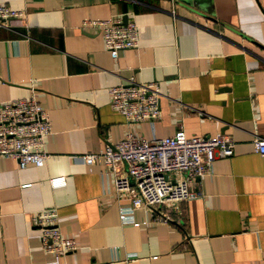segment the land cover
I'll return each mask as SVG.
<instances>
[{
  "label": "crops",
  "instance_id": "obj_1",
  "mask_svg": "<svg viewBox=\"0 0 264 264\" xmlns=\"http://www.w3.org/2000/svg\"><path fill=\"white\" fill-rule=\"evenodd\" d=\"M23 11L0 27V102L27 95L48 112L43 164L20 168L0 156V264H46L33 216L55 208V225L75 248L64 264H264V0H0ZM126 16L137 44L112 58L84 19ZM132 77L157 82L159 117L127 124L109 89ZM182 128L223 133L230 156L193 179V198L121 222L126 196L112 174L79 155L120 140ZM119 166L123 167L122 164ZM63 176L51 186L48 179ZM136 222L137 225H133Z\"/></svg>",
  "mask_w": 264,
  "mask_h": 264
},
{
  "label": "built area",
  "instance_id": "obj_2",
  "mask_svg": "<svg viewBox=\"0 0 264 264\" xmlns=\"http://www.w3.org/2000/svg\"><path fill=\"white\" fill-rule=\"evenodd\" d=\"M22 16V10L0 4V27H9L10 20ZM81 26H89L101 36L103 47L112 58L118 50L137 44L136 25L131 19L125 23L120 17L84 19ZM109 94L110 107L128 125L152 123L159 117L158 100L162 93L157 82H136L129 77L112 86ZM50 131L48 112L36 100L32 88L25 96L0 102V156L14 158L20 168L43 164L44 139ZM250 141L254 151L264 156V138L254 135ZM233 144L223 133L187 136L181 127L171 136L149 139L126 130L116 143L97 152H85L78 159L86 165L100 162L112 174L115 196L124 195L129 200L127 207L118 209L120 221L127 222L132 221L130 214L135 208L153 211L157 206H174L180 200L195 197L193 179L209 171L214 158L230 156ZM48 181L51 186H58L64 183V177L53 176ZM56 219L53 207L42 209L32 218L41 228L42 247L53 256L46 264H64L58 258L75 248L73 240L58 230Z\"/></svg>",
  "mask_w": 264,
  "mask_h": 264
},
{
  "label": "water",
  "instance_id": "obj_3",
  "mask_svg": "<svg viewBox=\"0 0 264 264\" xmlns=\"http://www.w3.org/2000/svg\"><path fill=\"white\" fill-rule=\"evenodd\" d=\"M126 22V16H122V23Z\"/></svg>",
  "mask_w": 264,
  "mask_h": 264
}]
</instances>
